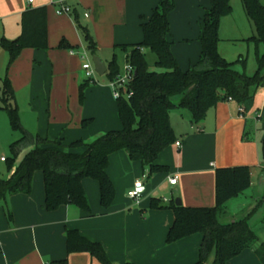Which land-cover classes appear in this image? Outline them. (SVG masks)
Here are the masks:
<instances>
[{"label": "crops", "instance_id": "1", "mask_svg": "<svg viewBox=\"0 0 264 264\" xmlns=\"http://www.w3.org/2000/svg\"><path fill=\"white\" fill-rule=\"evenodd\" d=\"M159 1L65 0L70 12L57 14L51 0H0V39L14 40L20 35L21 14L29 7L45 6L47 12L48 49L25 48L7 67L8 54L0 46V88L7 76L22 127L31 134L66 142L120 129L116 102L107 79L102 78L106 71L100 78L93 76L83 101H79V85L87 80L81 77L80 58L86 45L76 21L89 29L96 43L94 54L107 68L114 53L117 61L125 62V52L119 46L141 42L142 18L146 20ZM173 1L168 40L178 66L186 70L199 58L201 20L210 0ZM254 31L239 5L219 23V54L228 61L244 57L247 74L256 68L255 46L245 40ZM61 39L73 48H58ZM238 108L233 99L219 101L197 124L190 122L186 109L184 121L178 123L172 121L170 112V123L181 145L172 144L158 155L156 162L166 166L165 171L148 174L147 168L138 160H130L124 150L109 154L106 171L115 196L108 208L100 205L98 183L90 178L82 181L90 213L70 203L47 211L41 182L36 188L32 185L29 194L6 195L0 199V264H49L64 258L67 229H77L89 240L100 242L113 264H192L202 234L167 244L173 213L164 206L175 198L184 206H212L214 170L234 166L249 168L250 184L225 203L219 220L247 218L258 241L226 264H262L253 248L264 243V161L260 147L264 139V84L256 89L248 112L242 114ZM87 118L92 122L83 129L81 121ZM172 176L177 177L175 184L168 181ZM139 178L145 190L135 203L126 192ZM151 199L163 207H150ZM66 264L100 263L86 252H77L67 256Z\"/></svg>", "mask_w": 264, "mask_h": 264}, {"label": "trees", "instance_id": "2", "mask_svg": "<svg viewBox=\"0 0 264 264\" xmlns=\"http://www.w3.org/2000/svg\"><path fill=\"white\" fill-rule=\"evenodd\" d=\"M264 0H240L254 33L245 38L255 46L256 68L252 74L244 69L246 59L233 61L223 58L217 49L219 23L222 17L232 12L230 0H210L201 20L198 36L201 50L198 60L188 69L181 70L171 52L168 40V14L174 9L173 0H160L150 16L142 18L141 42L121 45L125 62L136 74L118 98H115L117 117L121 127L109 130L90 141L81 138L66 142L63 138L48 139L26 131L19 120V112L13 103L14 92L9 79L2 80L0 109L8 116L10 128L20 137L9 145L11 157L5 158L8 178H0V199L8 194H29L33 175L40 171L43 180L44 208L54 211L65 204H74L86 213L90 206L82 181L96 180L99 186V203L108 208L115 196L114 186L107 174L109 154L124 150L130 160H138L148 174L165 171L166 166L156 162L158 155L177 141L170 123L169 114L174 108L186 109L190 122L200 123L207 110L217 102L233 99L242 107V114L253 106L256 89L264 84ZM76 26L85 42V49L92 55L96 43L87 26L76 21ZM0 46L8 54L7 67L25 48L46 50L47 12L45 6L29 7L21 14V33L14 40L4 37ZM58 48H73L61 39ZM145 50L154 53V66L150 70L145 59ZM134 72V73H135ZM120 73L116 54L107 64L106 77L113 80ZM89 80L79 85V101L84 99V90ZM129 93V96H127ZM178 98L177 102L175 99ZM92 118L83 119L81 128L86 129ZM261 157L264 161V139L261 141ZM21 156V157H20ZM20 158V160H18ZM250 184L247 166L219 167L214 170V204L212 206L175 205L171 199L164 207L173 213V221L166 233L167 244L194 233H201L197 259L192 264H226L246 248L257 243V237L247 218L221 222L220 214L225 203L241 194ZM150 207L158 208L157 199H151ZM264 219V215H263ZM66 256L49 264H66L71 253L86 252L100 264H113L98 241L89 240L77 229L65 231ZM255 255L264 264V243L253 248ZM124 264H136L130 261Z\"/></svg>", "mask_w": 264, "mask_h": 264}, {"label": "built area", "instance_id": "3", "mask_svg": "<svg viewBox=\"0 0 264 264\" xmlns=\"http://www.w3.org/2000/svg\"><path fill=\"white\" fill-rule=\"evenodd\" d=\"M28 3H32L33 0H25ZM51 3L56 6V13L57 14H67L70 12V7L66 4L65 0H51ZM87 15V14H86ZM80 58H81V69L84 71L85 78L92 81L93 76L95 75V70L90 58V55L86 49L82 50L80 52ZM134 68L129 64L125 62V65L123 67L122 72L117 74V76L109 81V86L112 89V95L114 98H118L121 94L122 89H125L128 84L131 82V80L134 77ZM127 96H129V93H127ZM227 100H231V98H227ZM239 112H242V107L239 106L238 108ZM174 145L176 147H180V142L175 141ZM5 158H1V160H4ZM177 180L176 176H172L168 178V181L170 184H175ZM145 190V186L143 183V179L139 178L136 179L131 188H129L126 192V196L131 199L133 202L138 203L140 198L142 197V194ZM166 200L165 198H163Z\"/></svg>", "mask_w": 264, "mask_h": 264}, {"label": "rangeland", "instance_id": "4", "mask_svg": "<svg viewBox=\"0 0 264 264\" xmlns=\"http://www.w3.org/2000/svg\"><path fill=\"white\" fill-rule=\"evenodd\" d=\"M230 3L232 6V12H235L238 5H239V7H241L240 0H230ZM233 14L234 15H232V16H237L236 13H233ZM145 59L149 65L150 70H158L154 66V61L156 59L154 53H152L151 51L145 50ZM118 64L120 66V72H122L123 67L125 65V62H122L120 60V61H118ZM81 71H82L81 77L85 78L84 71L82 69H81ZM94 77L100 78V77H102V75L95 74ZM102 78H103V80L107 79L106 81L109 84V80L106 76H103ZM110 89H111V87H110ZM111 92H112V89H111ZM0 94H1V88H0ZM113 100H115L114 97H113ZM1 104L2 103L0 101V105ZM184 111H185V109H181V108L171 110V117L173 119L172 121H176L177 123L183 122L185 119L184 113H183ZM100 122H102V121H100ZM19 137H20V133L17 131H13L10 128L7 113L5 111H3L2 109H0V157L7 158V159L11 157L12 154L10 152L9 145L12 141H14L15 139H17ZM94 137L84 139V141H90ZM18 160H20V158ZM8 174H9V172L7 170L6 161L0 160V178L5 179L8 176ZM37 182H39V183L41 182L40 184L43 185L42 174L40 171H36L33 175V188L37 187ZM173 197H175V196H173Z\"/></svg>", "mask_w": 264, "mask_h": 264}, {"label": "water", "instance_id": "5", "mask_svg": "<svg viewBox=\"0 0 264 264\" xmlns=\"http://www.w3.org/2000/svg\"><path fill=\"white\" fill-rule=\"evenodd\" d=\"M91 61L93 63L94 70L98 75H102L105 73L107 69L106 65L97 55H92ZM175 205H181V200L179 198H175Z\"/></svg>", "mask_w": 264, "mask_h": 264}]
</instances>
